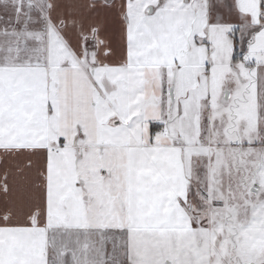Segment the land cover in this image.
Masks as SVG:
<instances>
[{
    "label": "snow or ice",
    "instance_id": "6c2138e0",
    "mask_svg": "<svg viewBox=\"0 0 264 264\" xmlns=\"http://www.w3.org/2000/svg\"><path fill=\"white\" fill-rule=\"evenodd\" d=\"M0 264H264V0H0Z\"/></svg>",
    "mask_w": 264,
    "mask_h": 264
}]
</instances>
